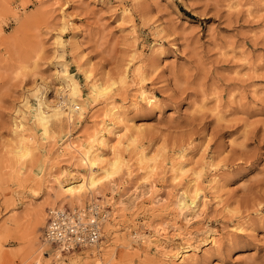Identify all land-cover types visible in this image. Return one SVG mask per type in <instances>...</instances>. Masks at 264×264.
<instances>
[{"label": "rangeland", "instance_id": "374dc122", "mask_svg": "<svg viewBox=\"0 0 264 264\" xmlns=\"http://www.w3.org/2000/svg\"><path fill=\"white\" fill-rule=\"evenodd\" d=\"M64 69L79 91L70 120L53 111ZM96 80L115 84L97 95ZM41 95L53 142L34 117ZM111 106L135 139L120 147L124 164L112 181L94 170L97 191L63 206L105 209L101 242L56 260L42 232L57 207L46 202L62 171L88 174L66 146H87L105 120L117 126ZM20 131L32 143L17 157ZM105 143L109 160L117 141ZM176 232L193 247L185 264H264V0H0V264H179L164 252L187 245Z\"/></svg>", "mask_w": 264, "mask_h": 264}, {"label": "bare ground", "instance_id": "6f19581e", "mask_svg": "<svg viewBox=\"0 0 264 264\" xmlns=\"http://www.w3.org/2000/svg\"><path fill=\"white\" fill-rule=\"evenodd\" d=\"M62 19L63 20L65 19L64 18V15H63V18ZM64 28H65V24H64ZM56 44H57L58 47H62V44L63 43H62V37L61 36H58L57 37ZM64 73H65V79H67V83L65 84V87L67 88V92L61 98V101L59 102L60 104L57 107H54L53 108V111L56 114H58V113L65 114L68 117V119L70 120L71 119V115H70L69 112H65L66 109L64 111V107H67L68 109H71L73 106H76V104L73 102V99L75 97H78L79 96L78 95V92L79 91H78L77 87L75 86L73 80L70 79L69 76L67 75V70L66 69H64ZM90 77H91V73L89 74L86 71L85 72V78L88 80V79H90ZM114 84H115L114 82H111L108 87H104L102 82H99L98 80H96L93 83V88H94V91H97V95H104L105 93H107L111 89V87ZM139 90H140L139 96L141 97L142 101L145 102L146 107L152 106L153 105V101L151 100L152 98H150L149 96H146V91H144L143 89L140 88ZM43 101L44 100H43L42 95H41L40 98H39V102L36 104V108H35V111H34V117H35V120L37 121V123L39 124V126L41 127L42 135L44 136V138L46 140H51L50 142H53L52 141L53 139L51 138L50 134L48 133V120H49V117H50V113H49V111H47V110L44 109ZM75 109L78 110L79 109L78 106H76ZM106 111L107 112L105 114V117L106 116L108 118L111 117L112 118L111 120L114 121L118 125H119V123L124 124L126 122L127 123L129 122L124 117L125 111H119V109H116L114 106L108 107V109ZM78 116H80V115H78ZM107 117H106V119H108ZM104 124H106V126H105L106 128L103 126ZM103 125H102L104 127V130L103 131L102 130H100V131L98 130L99 132L95 133V131H97V130L94 129L95 131L92 134L93 136H92L91 141H90L91 143L90 144H87V142H86L87 146H83V145H72L70 143L67 144L66 149H67V151H69L68 153L72 154V156H70L71 157L70 159L71 160L72 159L73 160H76L77 163H80L83 166L85 165L88 168V172H87L88 174L87 175H85L83 173H78L77 174L73 170L68 169V168H67L66 171H62L61 173L59 172L63 176V179L60 176L61 179L60 180L57 179V181H56L57 182L56 185H58V189H59L60 192H57L56 195H55V197L52 200L47 201L46 202V204H47L46 206L57 207V208L58 207H62L63 208V206H73V205L82 206V204L85 201V197L82 194V192L85 189H89L91 191L92 195H93V193L97 191V187L99 185L98 183L101 182V181L99 182V179L96 178V175H95L96 172L94 170H97V169L98 170H102L104 172V174H105L104 175V178H106V179H108L110 181V179L113 177L112 176L113 173H116L121 168L120 167V164H122V165L124 164L123 161H122V158H123L122 155L123 154H121V151H120V147H122L121 145L124 142V138L127 141H129V142H132V141L135 140L132 137L131 134L128 135V136H126L127 131L130 130V126H127V124L126 125L124 124L123 127H121L120 125L119 126L117 125L114 128L113 127L110 128L109 126H111V125H109V123H107L106 120L104 121ZM98 128H100V127H98ZM25 129H27V128H25ZM29 134H28V136H25V134L23 133V131H20V132H18L16 134V140L15 141H16L17 145H16V150H15V155L17 157H22V156H27L28 155V153H29V151L31 149L30 148L31 147L30 145L32 143V138H30L31 135L29 136ZM109 136H114V138L117 141V146H112L113 144L111 146L109 145L108 150L112 154V158L109 159V160L108 159L105 160L104 157H103V154H104L103 151H100V149L97 148L96 145H97L98 142H99V146H100V143L103 145V143L106 142V140H107V138ZM68 141H71V140H68ZM54 145H55V143H54ZM51 146H53V145H51ZM105 146L107 147V145H105ZM105 146H102V147H105ZM139 159L140 160H143L142 158H139ZM60 161H61V159H60ZM104 161L105 162L107 161V162L104 163ZM61 162H64V160L61 161ZM139 162H142V161H139ZM73 163H76V162H73ZM101 164H103V165L101 166ZM174 171L177 173V175L175 174V177L174 178L178 177L179 174H181V175L183 174L184 175V173H185V169L183 167L174 168ZM59 173H57V174H59ZM193 174H195V173H193ZM58 178H59V176H58ZM198 179H199V176L198 175H195L194 178H191L188 181V184H187V187H188L187 188V192L189 191L191 193V189H189V188L191 186L195 188L196 187V184L198 182ZM62 181L65 183V185H63V182ZM111 181H112V179H111ZM211 182H212V184H216L218 182L217 174H215L213 176V178H211ZM213 186H215V185H213ZM149 187L152 189V188H154V185H151ZM58 189H57V191H58ZM148 192H150V190ZM185 192H186V190H185ZM194 192H195V190H194ZM66 198H68V199L66 200ZM43 204H45V202ZM92 205H94V204H92ZM92 205H90V206H92ZM90 206H88L87 208H89ZM38 208H37L38 210L36 209L37 211H36L35 214L38 216V219H40V220L42 219L43 220V218H44L43 208L42 209H41V207H38ZM79 210H82L83 211L84 209L83 208H80ZM100 211H102V210H100ZM107 216H108V214H107ZM107 218H105L103 222H105ZM38 219L36 221H38ZM165 230H167V229H165ZM163 231H164V228H159V229H157L155 231V233H156L155 235H158V237L159 236H163L164 238L167 237V235L165 234L166 231L165 232H163ZM175 236H177L178 238L181 237L185 241V243L188 241V238H186V236L183 235L181 232H176ZM101 237H102V233H100V239H101ZM148 239H149V237H148ZM146 240H144V241H146ZM100 242L101 241H98L97 244L91 245L90 248L89 249H86V250H90V249H93V248H97L99 246L98 244ZM203 242H204V244H214L216 242L215 241L214 234H212V233L209 232V234L207 235V237L204 239ZM149 243H152V242H149ZM44 244H48L49 245V243L47 241H45ZM179 245L180 246H176V247L173 246L171 248L167 247L168 249L166 251L164 250L165 257H169V258L173 259L175 262H179V264H185L187 262V258L189 257V255H188L189 252L190 251H193V247H191V245H189V244L184 245V246H181V244H179ZM84 249H81L78 252H83ZM70 253H77V251H72ZM53 258H55L56 260H59V261L61 260L60 255H58V253L56 251H55V255H54ZM95 261H98V260H93V264H94Z\"/></svg>", "mask_w": 264, "mask_h": 264}, {"label": "built area", "instance_id": "2783aa9c", "mask_svg": "<svg viewBox=\"0 0 264 264\" xmlns=\"http://www.w3.org/2000/svg\"><path fill=\"white\" fill-rule=\"evenodd\" d=\"M94 204L87 209L50 208L46 212L43 239L60 257L97 244L107 211ZM102 211H100V210Z\"/></svg>", "mask_w": 264, "mask_h": 264}]
</instances>
